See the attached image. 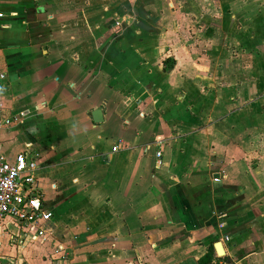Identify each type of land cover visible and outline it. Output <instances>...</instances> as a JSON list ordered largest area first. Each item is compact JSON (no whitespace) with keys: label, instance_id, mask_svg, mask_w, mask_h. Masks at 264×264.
<instances>
[{"label":"crops","instance_id":"0c3cea01","mask_svg":"<svg viewBox=\"0 0 264 264\" xmlns=\"http://www.w3.org/2000/svg\"><path fill=\"white\" fill-rule=\"evenodd\" d=\"M0 14L1 153L37 156L53 213L0 223V264H264V0Z\"/></svg>","mask_w":264,"mask_h":264},{"label":"built area","instance_id":"2783aa9c","mask_svg":"<svg viewBox=\"0 0 264 264\" xmlns=\"http://www.w3.org/2000/svg\"><path fill=\"white\" fill-rule=\"evenodd\" d=\"M2 17L3 14H0ZM10 124L11 118H4L0 106V132ZM117 150L118 147L113 149L115 152ZM162 155V151L157 153L159 162ZM38 172L37 156L23 153L9 161L1 153L0 146V223L10 220L14 226L28 230L35 238H44L43 225L53 218V213L47 209L38 187ZM215 182H220V179Z\"/></svg>","mask_w":264,"mask_h":264},{"label":"trees","instance_id":"16d2710c","mask_svg":"<svg viewBox=\"0 0 264 264\" xmlns=\"http://www.w3.org/2000/svg\"><path fill=\"white\" fill-rule=\"evenodd\" d=\"M210 250H213V247L212 246L210 247ZM210 250L208 251L207 255L204 256L199 261L200 264H210L212 262V256H211V253H210L211 251Z\"/></svg>","mask_w":264,"mask_h":264},{"label":"water","instance_id":"95a60500","mask_svg":"<svg viewBox=\"0 0 264 264\" xmlns=\"http://www.w3.org/2000/svg\"><path fill=\"white\" fill-rule=\"evenodd\" d=\"M94 116H95V121H96V122H99V121L101 120V112H100V111L95 112ZM218 249H219L220 252H221V248H220V246H218Z\"/></svg>","mask_w":264,"mask_h":264},{"label":"rangeland","instance_id":"374dc122","mask_svg":"<svg viewBox=\"0 0 264 264\" xmlns=\"http://www.w3.org/2000/svg\"><path fill=\"white\" fill-rule=\"evenodd\" d=\"M57 176L64 177V176H66V175H64V176H62V175H56V177H55L56 180H57ZM48 181H49L50 183H51V181L53 182L52 179H51V180H48ZM42 183H44V184L46 183V184L48 185V182H44L43 180H42ZM50 183H49V184H50ZM46 184H45V185H46ZM47 185L44 187L46 192L49 191V190L47 189ZM48 186H50V185H48ZM47 195H48V194H47ZM47 197L49 198V195H48Z\"/></svg>","mask_w":264,"mask_h":264}]
</instances>
